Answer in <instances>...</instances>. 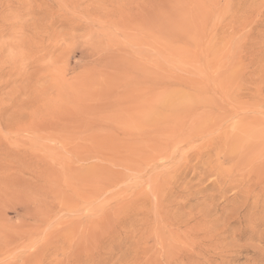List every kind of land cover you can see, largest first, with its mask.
Instances as JSON below:
<instances>
[{
  "label": "rangeland",
  "instance_id": "rangeland-1",
  "mask_svg": "<svg viewBox=\"0 0 264 264\" xmlns=\"http://www.w3.org/2000/svg\"><path fill=\"white\" fill-rule=\"evenodd\" d=\"M0 264H264V0H0Z\"/></svg>",
  "mask_w": 264,
  "mask_h": 264
}]
</instances>
